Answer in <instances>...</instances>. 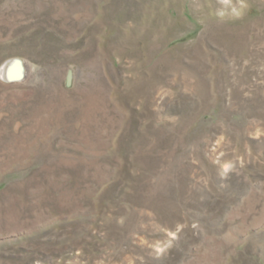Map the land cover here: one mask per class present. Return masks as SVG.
<instances>
[{
  "label": "rangeland",
  "instance_id": "rangeland-1",
  "mask_svg": "<svg viewBox=\"0 0 264 264\" xmlns=\"http://www.w3.org/2000/svg\"><path fill=\"white\" fill-rule=\"evenodd\" d=\"M0 264H264V0H0Z\"/></svg>",
  "mask_w": 264,
  "mask_h": 264
},
{
  "label": "bare ground",
  "instance_id": "bare-ground-1",
  "mask_svg": "<svg viewBox=\"0 0 264 264\" xmlns=\"http://www.w3.org/2000/svg\"><path fill=\"white\" fill-rule=\"evenodd\" d=\"M13 61V60H12ZM23 64L22 67L19 65V62L14 59L13 63H5L2 66V76L8 77V78H18L19 75L23 73Z\"/></svg>",
  "mask_w": 264,
  "mask_h": 264
},
{
  "label": "water",
  "instance_id": "water-1",
  "mask_svg": "<svg viewBox=\"0 0 264 264\" xmlns=\"http://www.w3.org/2000/svg\"><path fill=\"white\" fill-rule=\"evenodd\" d=\"M18 62H19V65H21V67H22V62L21 61H19V60H17ZM22 75H23V73L21 74V75H19L18 76V78H21L22 77Z\"/></svg>",
  "mask_w": 264,
  "mask_h": 264
}]
</instances>
